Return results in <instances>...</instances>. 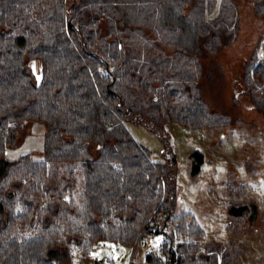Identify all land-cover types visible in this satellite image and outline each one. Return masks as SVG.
Returning a JSON list of instances; mask_svg holds the SVG:
<instances>
[{"label": "trees", "instance_id": "1", "mask_svg": "<svg viewBox=\"0 0 264 264\" xmlns=\"http://www.w3.org/2000/svg\"><path fill=\"white\" fill-rule=\"evenodd\" d=\"M248 1L264 18V0ZM239 21L235 0H0V264H92L99 241L155 234L145 264L229 261L191 211L177 212L173 158L153 162L127 124L161 136L170 123L230 126L199 79ZM243 81L264 112L257 51ZM24 121L45 126L41 159L6 157Z\"/></svg>", "mask_w": 264, "mask_h": 264}, {"label": "rangeland", "instance_id": "2", "mask_svg": "<svg viewBox=\"0 0 264 264\" xmlns=\"http://www.w3.org/2000/svg\"><path fill=\"white\" fill-rule=\"evenodd\" d=\"M235 1L240 16L236 40L201 59L199 79L204 101L218 116L229 115L230 126L199 130L170 123L162 133L168 136L169 145L143 124L127 126L136 141L149 150L153 162L173 158L177 212L187 210L196 216L205 230V242L228 251L230 259L225 264H264V112L251 94L241 93L246 88L242 83L246 63L254 51L264 58V18L256 16L248 0ZM35 61H40L32 62L39 79L41 71ZM44 134L43 123L22 122L17 146L9 148L6 157L17 160L30 154L41 159ZM197 151L203 155L202 163ZM243 206L250 208L238 215ZM163 239L162 234L146 235L133 246L99 241L92 252V264H145L146 255Z\"/></svg>", "mask_w": 264, "mask_h": 264}, {"label": "crops", "instance_id": "3", "mask_svg": "<svg viewBox=\"0 0 264 264\" xmlns=\"http://www.w3.org/2000/svg\"><path fill=\"white\" fill-rule=\"evenodd\" d=\"M36 63L38 62V61H35ZM39 63V62H38ZM39 69H40V71H41V65H40V63H39ZM34 72H35V74H36V76H37V78H38V74L36 73V71L34 70Z\"/></svg>", "mask_w": 264, "mask_h": 264}, {"label": "built area", "instance_id": "4", "mask_svg": "<svg viewBox=\"0 0 264 264\" xmlns=\"http://www.w3.org/2000/svg\"><path fill=\"white\" fill-rule=\"evenodd\" d=\"M115 167L117 168V165H115ZM97 264H106L103 261H97Z\"/></svg>", "mask_w": 264, "mask_h": 264}]
</instances>
